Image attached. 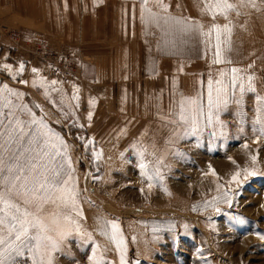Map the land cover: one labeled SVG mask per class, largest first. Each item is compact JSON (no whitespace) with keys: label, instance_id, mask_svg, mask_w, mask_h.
Masks as SVG:
<instances>
[{"label":"rangeland","instance_id":"obj_1","mask_svg":"<svg viewBox=\"0 0 264 264\" xmlns=\"http://www.w3.org/2000/svg\"><path fill=\"white\" fill-rule=\"evenodd\" d=\"M72 2L0 0V88L22 96L0 95L26 106L16 109L21 119L43 120L59 135L79 192L75 209H59L76 223L60 217L71 233L52 264H92L93 257L121 264V256L124 264H264V136L257 122H264V99H258L264 98V0H229L235 7L215 16L204 10L209 0H162L166 12L149 0L151 12L187 18V34L174 22L170 30L163 20L159 27L142 21V0H81L111 9L112 28L121 34L112 32L100 48L106 58L117 57L115 69L82 65L65 37L39 32L46 30L42 13L50 16L44 24L52 16L65 19L62 9ZM212 23L221 26V64L213 63L216 31L202 34ZM120 40L128 43V58L136 55V75L119 60ZM232 68L240 69L245 91L240 81L229 86L227 103L214 109L218 122L202 121L193 133L191 121L180 119L181 100L198 98L207 114L208 81L214 88L219 79L229 84ZM126 71L127 92L138 78L141 86L139 94L121 99L118 80ZM44 211L57 208L48 204ZM237 216L245 223L232 219ZM108 221L119 226L116 240Z\"/></svg>","mask_w":264,"mask_h":264},{"label":"snow or ice","instance_id":"obj_2","mask_svg":"<svg viewBox=\"0 0 264 264\" xmlns=\"http://www.w3.org/2000/svg\"><path fill=\"white\" fill-rule=\"evenodd\" d=\"M148 2L149 0H142V21L147 23L150 20L159 27L160 21L163 20L170 30L173 28L171 22H174L175 25H182L179 29L181 33L187 34L190 27L187 18L160 16L147 8ZM243 2L244 0H241V3ZM154 3L163 11H167V6L162 3V0H154ZM234 7L235 5L229 3V0H209L204 10L215 16L217 12L226 14ZM146 12L147 19L144 16ZM197 27L201 26L197 25ZM213 30L217 34L213 63L221 64L224 62L221 58L219 42L221 26L212 23L208 33L202 34L210 35ZM223 31H229L227 24L223 26ZM33 71L36 70L33 69ZM230 71L232 75L229 84L219 79L215 81L214 88L213 81H208L207 114L198 98L181 100L180 119L186 122L191 121L193 133L200 129L202 121L206 120L207 126H212L214 120L218 122L214 109L218 111L222 104L227 103L229 86L236 88L237 82L240 81L239 91L241 94L245 91L242 78L238 75L240 69L232 68ZM219 75L224 77L225 72L221 70ZM248 79L251 81L252 77L249 76ZM51 83L55 85L57 82ZM248 90L254 91L251 84ZM5 92L7 96H22V93L14 92L7 85L0 88V94ZM7 96L0 95V101H2L0 103V264H29V262L30 264H52L53 253L61 250L64 240L71 233V229L60 226V217L62 216L64 221L71 224L76 223L69 214L59 211L61 207L75 209L77 206L79 192L75 186L71 161L66 154V145L59 135L48 128L43 120H36L35 117L27 121L21 119L16 109L26 108V106L14 105ZM73 99L76 97L74 96ZM257 110L260 111V109ZM257 122L261 123L260 132L264 136V122L259 120ZM60 146H63V150ZM57 157L62 159L58 160ZM255 159L256 157H253V160ZM140 167L146 169L147 165L141 163ZM245 171L248 172V170ZM142 175L147 173L142 172ZM156 175H159L158 170ZM238 175L239 173L234 175L232 180L236 181ZM255 175L254 171L248 172V176ZM148 179L151 180L153 177L149 175ZM227 197L228 193L225 192L223 202L231 207V199ZM219 199L221 198H214V200ZM48 204L55 205L57 211L46 214L44 210ZM216 211L219 213L220 209L217 208ZM76 214L81 215L79 211ZM232 219L240 224L245 223L244 219L238 216ZM105 224L111 227V238L116 240L119 226L113 221L105 222ZM76 231H80L78 225ZM53 232L56 233L55 236L51 235ZM260 238L264 239V237ZM90 259L92 264H100L99 259L94 257ZM121 264H124L123 256H121Z\"/></svg>","mask_w":264,"mask_h":264},{"label":"crops","instance_id":"obj_3","mask_svg":"<svg viewBox=\"0 0 264 264\" xmlns=\"http://www.w3.org/2000/svg\"><path fill=\"white\" fill-rule=\"evenodd\" d=\"M64 8L68 13L67 18L64 19L63 16H52L51 14L53 21L50 23L46 22L44 24L43 19L50 16L42 13L39 21H41V27H45L46 30L39 32L49 37H65V43L67 45L70 44L71 48L74 46L76 49L77 59L82 65L95 67V69L106 67L110 68V66L114 69L117 68L113 65V63L117 60V57L113 56L110 59L109 57L106 58L108 52L106 49L100 48L107 45L105 43L106 39L112 34V32L115 31V29L113 30L112 28V13L110 7H107L106 5L95 6L91 3H81V0H73L72 4H68L67 7H63L62 10H64ZM46 12L47 10L45 13ZM24 15L27 16V12H24ZM101 23H104L103 27H100ZM118 33L121 34V31H115L116 37L118 36ZM118 45L119 47L124 48L123 58L121 57L119 60L125 64L126 68H129V64H131V68L136 75V69L140 67L139 62L135 61L137 60L136 55L135 57L134 55H131L130 58H128V43L126 41L122 42L120 40ZM90 55L92 57H90ZM18 57L19 56L16 57V55H14L15 59ZM115 75L116 74L114 73V76ZM107 76H109V74ZM128 80V71H126V73L123 74V77L118 80L120 83L121 99L132 97L131 94H133V96L135 93L139 94L141 86L139 78L136 79L135 90L131 92H127L126 89V83Z\"/></svg>","mask_w":264,"mask_h":264},{"label":"built area","instance_id":"obj_4","mask_svg":"<svg viewBox=\"0 0 264 264\" xmlns=\"http://www.w3.org/2000/svg\"><path fill=\"white\" fill-rule=\"evenodd\" d=\"M11 36H12V38H13L15 41L17 40V34L12 33V34L10 35V38H11ZM69 70H70V68H69ZM69 70H68V72H69Z\"/></svg>","mask_w":264,"mask_h":264}]
</instances>
